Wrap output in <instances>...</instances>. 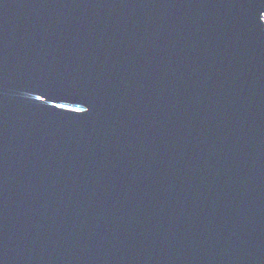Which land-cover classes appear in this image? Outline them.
Instances as JSON below:
<instances>
[{"label":"water","instance_id":"water-1","mask_svg":"<svg viewBox=\"0 0 264 264\" xmlns=\"http://www.w3.org/2000/svg\"><path fill=\"white\" fill-rule=\"evenodd\" d=\"M264 0H0V264H264Z\"/></svg>","mask_w":264,"mask_h":264},{"label":"built area","instance_id":"built-area-1","mask_svg":"<svg viewBox=\"0 0 264 264\" xmlns=\"http://www.w3.org/2000/svg\"><path fill=\"white\" fill-rule=\"evenodd\" d=\"M263 19H264V16H263Z\"/></svg>","mask_w":264,"mask_h":264}]
</instances>
